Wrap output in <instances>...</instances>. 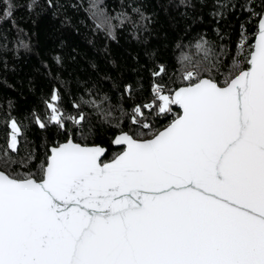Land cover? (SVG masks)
<instances>
[{
  "label": "snow or ice",
  "instance_id": "snow-or-ice-1",
  "mask_svg": "<svg viewBox=\"0 0 264 264\" xmlns=\"http://www.w3.org/2000/svg\"><path fill=\"white\" fill-rule=\"evenodd\" d=\"M4 4L0 15L10 19ZM241 10L257 20L254 43L241 25L238 55L222 67L225 50L200 36L198 59L181 53L186 84L153 85L152 102L136 105L131 126L112 140L123 150L110 162L101 159L106 149L69 136L36 171L19 173L13 165L28 167L33 156L15 158L23 129L9 122L0 149V264H264V12ZM133 12L139 20L122 13L121 27L150 23ZM124 91L131 95V86ZM59 99L54 89L47 122L35 117L41 129H65ZM169 115L154 131L150 117ZM71 119L80 126L85 117Z\"/></svg>",
  "mask_w": 264,
  "mask_h": 264
},
{
  "label": "trees",
  "instance_id": "trees-1",
  "mask_svg": "<svg viewBox=\"0 0 264 264\" xmlns=\"http://www.w3.org/2000/svg\"><path fill=\"white\" fill-rule=\"evenodd\" d=\"M11 18L0 15V149L7 146L8 124L16 120L23 129L16 159L31 153L28 167L13 165L19 173L36 171L47 149L67 141L106 148L102 162L122 147L112 140L131 126L132 109L152 102L153 85L184 86L186 62L181 53L199 58L195 41L203 36L217 53L225 50L223 65L237 54L241 25L253 43L256 18L241 6L264 12L261 0H7ZM29 4L33 7L29 9ZM218 4L222 15H215ZM5 6L0 0V8ZM138 9L150 19L143 27L120 26L121 14L139 20ZM101 27H97V25ZM109 25L112 26L109 32ZM23 41V45H21ZM59 58V62H57ZM163 66L165 72L154 77ZM131 86V95L124 91ZM56 90L65 129L47 122L46 101ZM93 101L95 103H93ZM103 109V111H101ZM173 111L179 112L177 106ZM111 112V115H107ZM85 119L78 126L71 118ZM147 115V110H145ZM71 117V118H70ZM173 117H150L153 130Z\"/></svg>",
  "mask_w": 264,
  "mask_h": 264
},
{
  "label": "water",
  "instance_id": "water-1",
  "mask_svg": "<svg viewBox=\"0 0 264 264\" xmlns=\"http://www.w3.org/2000/svg\"><path fill=\"white\" fill-rule=\"evenodd\" d=\"M253 43H254V40H253ZM178 107V106H177ZM180 110V109H179ZM167 126V125H166ZM165 126V127H166ZM164 128V127H163ZM163 128H161L160 130H163ZM159 131V130H158ZM119 134V133H118ZM118 134H116V135H118ZM115 135V136H116ZM115 138V137H114ZM113 138V139H114ZM67 141H65V142H62V143H66ZM75 143V142H74ZM77 144H79V143H77ZM113 145V144H112ZM82 146H87V147H93V146H100V145H82ZM114 147H122V149L119 151V152H121L122 150H123V146H117V145H113ZM100 147H102V148H104V149H106L104 146H100ZM107 151V150H106ZM119 152L117 153V154H119ZM116 154V155H117ZM106 155V153L102 156V158L101 159H103V157ZM112 159V158H111ZM111 159H109V160H107V161H104V163H107V162H110L111 161Z\"/></svg>",
  "mask_w": 264,
  "mask_h": 264
}]
</instances>
